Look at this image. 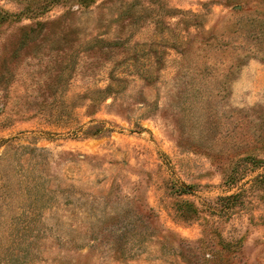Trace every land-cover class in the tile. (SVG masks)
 I'll use <instances>...</instances> for the list:
<instances>
[{"label":"rangeland","instance_id":"rangeland-1","mask_svg":"<svg viewBox=\"0 0 264 264\" xmlns=\"http://www.w3.org/2000/svg\"><path fill=\"white\" fill-rule=\"evenodd\" d=\"M0 264H264V0H0Z\"/></svg>","mask_w":264,"mask_h":264}]
</instances>
